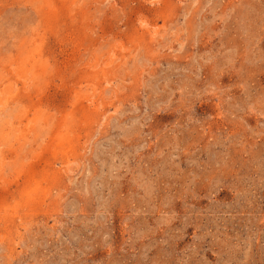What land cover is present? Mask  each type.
<instances>
[{
    "label": "rangeland",
    "instance_id": "374dc122",
    "mask_svg": "<svg viewBox=\"0 0 264 264\" xmlns=\"http://www.w3.org/2000/svg\"><path fill=\"white\" fill-rule=\"evenodd\" d=\"M0 264H264V0H0Z\"/></svg>",
    "mask_w": 264,
    "mask_h": 264
}]
</instances>
